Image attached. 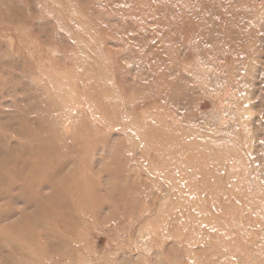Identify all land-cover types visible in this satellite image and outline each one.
<instances>
[{"label":"rangeland","instance_id":"1","mask_svg":"<svg viewBox=\"0 0 264 264\" xmlns=\"http://www.w3.org/2000/svg\"><path fill=\"white\" fill-rule=\"evenodd\" d=\"M0 264H264V0H0Z\"/></svg>","mask_w":264,"mask_h":264}]
</instances>
